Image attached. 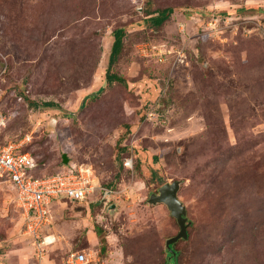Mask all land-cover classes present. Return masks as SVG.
Segmentation results:
<instances>
[{"label":"rangeland","instance_id":"1","mask_svg":"<svg viewBox=\"0 0 264 264\" xmlns=\"http://www.w3.org/2000/svg\"><path fill=\"white\" fill-rule=\"evenodd\" d=\"M117 28L126 82H106ZM0 114V144L27 135L39 173L67 153L102 187L56 202L40 245L0 176V264H172L180 226L149 198L175 180L178 264H264V0H0Z\"/></svg>","mask_w":264,"mask_h":264},{"label":"built area","instance_id":"2","mask_svg":"<svg viewBox=\"0 0 264 264\" xmlns=\"http://www.w3.org/2000/svg\"><path fill=\"white\" fill-rule=\"evenodd\" d=\"M4 120L0 114V128ZM28 139L26 135L0 144V176L15 189L14 201L24 217V233L42 245L47 237L39 239L40 231L50 222L54 201L89 203L91 195L102 187L95 181L93 170L84 164L68 163L55 173L35 176L31 170L36 160L31 152L22 150ZM124 164L134 167L133 157H126ZM65 264L92 263L86 252L76 250L70 253Z\"/></svg>","mask_w":264,"mask_h":264},{"label":"trees","instance_id":"3","mask_svg":"<svg viewBox=\"0 0 264 264\" xmlns=\"http://www.w3.org/2000/svg\"><path fill=\"white\" fill-rule=\"evenodd\" d=\"M173 12V8L172 7H167L164 9H161L157 12V15H153L151 18L154 22V24L156 25H160L162 24L165 20L168 19L170 13ZM114 35H115V39H114V43L112 46V50H111V54H110V58H109V65L107 68V73H106V82H113L115 80L117 81H121V82H126V77L119 75L118 73H116L115 71V63L118 59V56L123 48L124 45V41L123 38L125 36V29L124 28H117L114 30ZM94 97V96H92ZM86 102H82V107L85 106ZM35 104V103H32ZM42 105L44 107H56L59 104L53 102V101H45L42 103ZM36 106V104H35ZM129 130V126H126V132H128ZM6 143V142H5ZM3 143V144H5ZM30 142H27L25 145H23L22 150L26 151L27 149V144H29ZM35 160H36V166L31 170V172L35 175V176H43L44 174L39 173L38 172V168H39V161L37 160V158L35 157V155L33 154ZM58 170H56L55 172H57ZM52 172V173H55ZM49 173V174H52ZM155 178H157L158 180H162L157 173H155ZM190 225V224H189ZM189 230V229H188ZM189 233V231H188ZM171 247L173 248L174 252L170 251L167 247L168 253H169V257L171 258L172 264H178V256H179V251L174 247V244L171 245ZM105 247H103L102 249H104Z\"/></svg>","mask_w":264,"mask_h":264},{"label":"water","instance_id":"4","mask_svg":"<svg viewBox=\"0 0 264 264\" xmlns=\"http://www.w3.org/2000/svg\"><path fill=\"white\" fill-rule=\"evenodd\" d=\"M70 157L67 153H63V162L68 164ZM180 181L175 180L172 182H167L159 187L157 193H152L149 202L151 203H164L167 205L171 214L177 219L180 226V230L176 235L171 236L166 241V246L172 252H174L171 247L172 244L177 242L181 238H187L189 236L188 226L191 224L187 216V207L184 202L179 197ZM115 207V205H114Z\"/></svg>","mask_w":264,"mask_h":264},{"label":"crops","instance_id":"5","mask_svg":"<svg viewBox=\"0 0 264 264\" xmlns=\"http://www.w3.org/2000/svg\"><path fill=\"white\" fill-rule=\"evenodd\" d=\"M56 202H62L61 200H57V201H54V203H53V205L56 203ZM69 202H71V201H69ZM62 203H64V202H62ZM68 203V202H67ZM52 208H53V206H52ZM22 220H23V223H24V217L22 216ZM25 234H27V233H25ZM30 236V235H29ZM33 238V237H32Z\"/></svg>","mask_w":264,"mask_h":264}]
</instances>
